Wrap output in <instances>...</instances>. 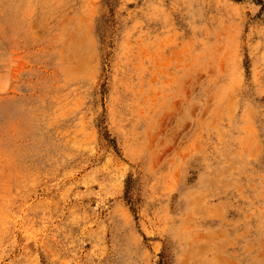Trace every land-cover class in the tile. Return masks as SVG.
Returning a JSON list of instances; mask_svg holds the SVG:
<instances>
[{
    "label": "rangeland",
    "instance_id": "1",
    "mask_svg": "<svg viewBox=\"0 0 264 264\" xmlns=\"http://www.w3.org/2000/svg\"><path fill=\"white\" fill-rule=\"evenodd\" d=\"M263 119L264 0H0V264H264Z\"/></svg>",
    "mask_w": 264,
    "mask_h": 264
},
{
    "label": "bare ground",
    "instance_id": "2",
    "mask_svg": "<svg viewBox=\"0 0 264 264\" xmlns=\"http://www.w3.org/2000/svg\"><path fill=\"white\" fill-rule=\"evenodd\" d=\"M256 98V97H255ZM260 99V98H259ZM264 120V119H263ZM260 121V120H259ZM263 124H264V122H263ZM261 130V129H260ZM264 134V133H263ZM264 141V140H263Z\"/></svg>",
    "mask_w": 264,
    "mask_h": 264
}]
</instances>
